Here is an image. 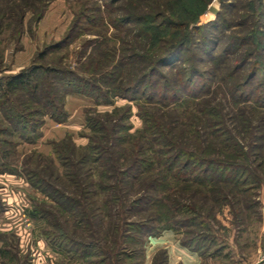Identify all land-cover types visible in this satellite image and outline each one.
Here are the masks:
<instances>
[{"label": "rangeland", "instance_id": "rangeland-1", "mask_svg": "<svg viewBox=\"0 0 264 264\" xmlns=\"http://www.w3.org/2000/svg\"><path fill=\"white\" fill-rule=\"evenodd\" d=\"M40 9L43 13L37 17ZM140 15L153 19L142 24L126 19V16ZM167 16L183 22L181 28H191L195 43L200 42L205 31L197 32L193 29L195 26L206 30L220 28L215 33L216 51L236 38L245 43L241 52H228L218 64L207 61L206 65L216 71L209 93L175 109L163 106L161 110L142 108L140 112L150 111L152 117L165 121L162 124L165 130L180 140L185 149L200 152L206 148L211 153L207 156L222 158L243 168L234 178L238 186L232 188L230 182L231 187H226L228 194L224 195L229 198L224 204L196 184L177 189L180 197H186L188 205L199 213V219L207 222L191 228L197 233H210L203 235L205 239L198 244V251L183 244L195 233H187L186 227L165 228L145 237L141 256L135 251L136 257H123L122 264H152L153 256L160 251L165 252V264H264V105H259L264 103L243 101L244 98L235 95L240 92L236 86L242 81L240 77L243 78L247 66L256 65L259 69L253 83L255 94L264 87V77H261L264 74V0H115L110 4L108 0H0V75L14 74L29 66L38 51L58 42L70 27L76 28L79 34L68 45L53 50L44 62L69 64L73 68L90 54L85 61L91 70L96 63L108 62L107 53L114 50L117 53L118 48H123L125 54L127 48L146 50L150 43L144 31L153 32L157 47L167 38L164 34L167 27L159 23ZM190 49L193 52V43ZM244 57H247V66L231 75ZM123 72H120L122 78L127 77ZM233 91L234 96L229 97ZM127 103L132 105L129 122L130 132L134 133L144 124L138 103L116 97L112 103L95 106L88 97L69 93L64 99L66 119L57 122L46 117L41 137L35 143L19 144L4 160L5 168L0 170V248L4 255L0 256V264H87L90 258H83L85 253L61 251L54 239L60 232L77 238L84 233L86 223L78 221V217L67 212V207L61 208L58 201L40 188L43 186L45 192L55 188L63 196L72 188L68 178L67 134L77 148L88 143L86 108L96 107L102 112ZM205 103L214 107V115L203 116L201 110L205 111ZM209 120L212 124L207 127ZM87 166L82 164L83 169ZM39 180L50 187L39 185ZM102 197L89 205L93 214L91 228L106 235L110 245L116 218L111 207H104ZM33 211H36L34 216ZM133 218L135 215L126 220ZM126 245L128 249H138L134 243Z\"/></svg>", "mask_w": 264, "mask_h": 264}, {"label": "trees", "instance_id": "trees-1", "mask_svg": "<svg viewBox=\"0 0 264 264\" xmlns=\"http://www.w3.org/2000/svg\"><path fill=\"white\" fill-rule=\"evenodd\" d=\"M112 1L115 0H108L109 4ZM42 13L40 9L37 17ZM128 17L127 20L132 19L140 24L153 19L142 15ZM159 23L167 27L164 43L156 47L153 32L144 31L150 43L146 50L127 48L128 53L125 54L123 48H118L117 53L115 50L107 53L108 62L96 63L91 70H88L85 61L90 54L73 68L69 64L44 62L53 50L68 45L79 34L76 28L70 27L58 42L38 51L29 66L14 74L0 75V170L5 168L4 160L14 153L15 147L24 142L35 143L41 137V127L46 117L57 122L66 119L68 114L64 109V99L69 93L86 96L95 106L112 103L116 97L138 103L136 105L144 124L134 133L130 132V103L102 112L97 111L96 107L86 108L85 124L90 130L88 143L77 148L72 145L70 134H67V144L70 145L67 154L68 178L72 188L67 189V196L52 187L51 192H45L43 186L40 188L58 201L61 208L67 207V212L78 217V221L86 223L84 233L77 238L68 232L67 235L60 232L55 234L54 239L61 251L85 253L83 258H90L87 264H122L123 257L135 258V251L141 256L145 237L156 235L165 228L186 227L187 233H195L183 244L198 251V244L210 233H197L191 228L204 226L207 222L199 219V213L188 205L186 197H180L177 189L179 186L196 184L224 204L229 198L224 195L227 193L226 187L230 186V182L232 188L238 186L234 178L241 172L242 165L207 156L211 153L206 148L200 152L185 149L180 140L165 130V121L162 122L161 118L158 121L150 111L142 113L140 109L156 107L161 110L163 106L175 109L209 93L216 71L206 65L207 61L218 64L228 52H241L245 41L236 38L216 51L215 33L220 28L206 30L208 28L195 26L193 29L197 32L205 30L200 42L195 43L192 29L181 28L183 22L173 21L167 16ZM138 33H142V30L137 31L136 36ZM246 59L242 58L230 74L242 70ZM257 68L256 65L247 66L243 78L240 77L242 81H238L236 87L240 92L238 95L235 92V95L244 98L243 101L249 99L254 103H264V87L259 94L254 91L256 85L253 83L259 72ZM120 72L128 76L122 78ZM229 94V97H233L234 91ZM205 105V111L201 110L203 116L206 113L214 115V107L208 103ZM211 121L205 123L207 127L212 124ZM55 153L59 156L57 149ZM74 157L77 159L74 160ZM85 163L89 166L83 169L82 164L85 166ZM28 177L30 181L33 180ZM37 182L50 187L43 180ZM100 195L103 196L104 207H111L116 218L114 239L110 245L106 235H100L91 228L93 214L89 205L98 202ZM31 214L34 216L36 211ZM131 215H135V218L127 221L126 217ZM126 243L138 245L139 250L128 249ZM2 255L4 251L0 248ZM165 262V252H156L152 264Z\"/></svg>", "mask_w": 264, "mask_h": 264}]
</instances>
